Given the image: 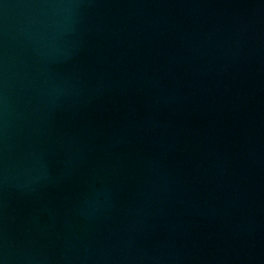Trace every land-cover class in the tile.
I'll return each instance as SVG.
<instances>
[{
    "label": "water",
    "instance_id": "obj_1",
    "mask_svg": "<svg viewBox=\"0 0 264 264\" xmlns=\"http://www.w3.org/2000/svg\"><path fill=\"white\" fill-rule=\"evenodd\" d=\"M0 264H264V0H0Z\"/></svg>",
    "mask_w": 264,
    "mask_h": 264
}]
</instances>
